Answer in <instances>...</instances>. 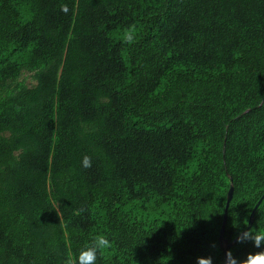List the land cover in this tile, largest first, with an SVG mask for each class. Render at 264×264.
I'll return each mask as SVG.
<instances>
[{"label": "trees", "instance_id": "trees-1", "mask_svg": "<svg viewBox=\"0 0 264 264\" xmlns=\"http://www.w3.org/2000/svg\"><path fill=\"white\" fill-rule=\"evenodd\" d=\"M230 183L229 243L264 193V0H0V264L96 232L97 264H225Z\"/></svg>", "mask_w": 264, "mask_h": 264}, {"label": "clouds", "instance_id": "clouds-1", "mask_svg": "<svg viewBox=\"0 0 264 264\" xmlns=\"http://www.w3.org/2000/svg\"><path fill=\"white\" fill-rule=\"evenodd\" d=\"M63 11H68L65 6ZM135 29H130L125 33V38L131 42L134 39ZM82 166L89 168L92 166V158L84 155ZM238 242L251 241L253 246L259 251H250L244 258H238L229 250L225 264H264V227L256 226V230L245 228L237 237ZM113 247V240L107 232H96L91 239L84 244L78 251V254H69L66 258V264H97L98 259L108 249ZM197 264H213L211 256H200L196 258Z\"/></svg>", "mask_w": 264, "mask_h": 264}, {"label": "water", "instance_id": "water-1", "mask_svg": "<svg viewBox=\"0 0 264 264\" xmlns=\"http://www.w3.org/2000/svg\"><path fill=\"white\" fill-rule=\"evenodd\" d=\"M232 194H233V184L230 183V187H229L228 192H227V200H226V206H225V211H224V219H223V223H222V226L220 229V234H219V243H220V246L224 252L225 260L227 259V253H228L230 246L237 240V237L242 233L241 232L239 235H237L230 243H229L228 239L224 236V227H225V221H226V216H227V207H228L229 202L232 198ZM263 197H264V193H263L262 197L256 203L255 207L253 208V210L250 214L249 221H248L246 228H250L252 221H253L254 210L258 206V204L260 203V201L262 200Z\"/></svg>", "mask_w": 264, "mask_h": 264}]
</instances>
